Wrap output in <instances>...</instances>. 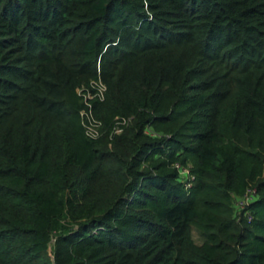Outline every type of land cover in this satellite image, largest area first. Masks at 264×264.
Wrapping results in <instances>:
<instances>
[{
    "label": "trees",
    "instance_id": "16d2710c",
    "mask_svg": "<svg viewBox=\"0 0 264 264\" xmlns=\"http://www.w3.org/2000/svg\"><path fill=\"white\" fill-rule=\"evenodd\" d=\"M0 264H264V0H0Z\"/></svg>",
    "mask_w": 264,
    "mask_h": 264
},
{
    "label": "built area",
    "instance_id": "2783aa9c",
    "mask_svg": "<svg viewBox=\"0 0 264 264\" xmlns=\"http://www.w3.org/2000/svg\"><path fill=\"white\" fill-rule=\"evenodd\" d=\"M93 84L96 86V91L92 92L90 89H86L83 94L85 106L80 109V116L85 134L89 137L96 138L100 134L99 129L101 123L92 114L90 99L95 95L102 97L103 91L105 89V85L100 79L93 81ZM79 91H81V89ZM126 122H127V118L125 117L121 119L117 118L113 131L115 133H119L122 130V125ZM255 196H256V187L253 185H248L247 188L245 189V192L243 193V196L241 198H238L237 200L239 217L243 213L248 219H251L252 216L247 211L246 206L254 199Z\"/></svg>",
    "mask_w": 264,
    "mask_h": 264
},
{
    "label": "rangeland",
    "instance_id": "374dc122",
    "mask_svg": "<svg viewBox=\"0 0 264 264\" xmlns=\"http://www.w3.org/2000/svg\"><path fill=\"white\" fill-rule=\"evenodd\" d=\"M185 171H186V170H185ZM185 171H183L182 173L185 174V173H186ZM184 174H183V175H184ZM53 242H54V240L52 239V240H51V244H53Z\"/></svg>",
    "mask_w": 264,
    "mask_h": 264
}]
</instances>
